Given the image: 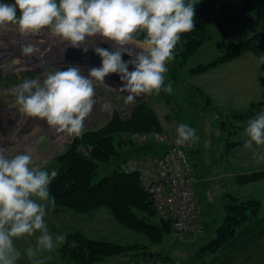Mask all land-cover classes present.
<instances>
[{"label":"clouds","instance_id":"9594fccd","mask_svg":"<svg viewBox=\"0 0 264 264\" xmlns=\"http://www.w3.org/2000/svg\"><path fill=\"white\" fill-rule=\"evenodd\" d=\"M195 5L192 0L0 2V26L15 25L25 36L48 30L69 47H83L87 52L91 46L101 59L100 66L91 67L87 75L78 65L70 64L45 71L42 82L25 79L11 90L20 112L44 120L56 133L82 137L85 121L96 104V84H105L111 74L119 76V91L128 94L126 104L141 95L172 93V83H166L167 64L174 59L181 35L196 28ZM97 38L113 47L97 46ZM21 50L25 56L39 51L33 44L23 45ZM125 55L130 57L127 61ZM101 108L108 110L110 105L105 102ZM243 135V147L254 159L264 161V109L246 122ZM199 139L189 124L177 126L174 143L178 147ZM92 150L90 144L77 147L85 157ZM5 151L0 147V264H17L22 253L15 241L37 233L35 246L26 248L24 255L32 264H43L39 257L44 252L51 253L67 242V234H52L44 219L48 205L55 203L49 186L59 171L35 165L31 148L12 157Z\"/></svg>","mask_w":264,"mask_h":264},{"label":"trees","instance_id":"16d2710c","mask_svg":"<svg viewBox=\"0 0 264 264\" xmlns=\"http://www.w3.org/2000/svg\"><path fill=\"white\" fill-rule=\"evenodd\" d=\"M193 3L196 4V28L181 35L174 59L167 64L166 83L171 82L173 88H182L184 102L202 108V97H205L210 109L220 112V108L212 105L209 95L202 88L182 84L184 69L188 74L197 75L246 52L254 51L264 42V31L225 45L224 53L208 63L187 67L190 57L202 46L209 24L216 22L223 28L227 22L248 21L255 6L252 4L254 0H201ZM142 38L141 36L139 39ZM16 83V79L9 77L0 81V86ZM165 94L161 91L158 96L163 98ZM164 100L167 104L172 102L167 97ZM262 109L264 101H259L252 103L244 111L228 112V115L236 117V121L240 122V130ZM176 128L165 130L155 109L149 105L146 98H142L134 102L130 116H124L121 111H114L106 124L85 129L82 137H76L64 152L41 168L49 172L52 169L59 171V175L49 186L50 196L55 198L54 205L58 207L56 210L66 208L77 214L91 216L93 211L105 208L121 225L143 233L149 240V244H121L91 238L79 230H74L67 234V242L59 246V259H66L72 264H93L110 257H130L119 264H146L152 261L177 264L168 250L148 249L149 245H160L172 233V219L157 212L149 191L142 185L139 172L125 171L122 168L123 163L131 159L160 155L164 150L163 146L155 141L145 144L136 142L131 138V133L171 131ZM240 143L242 141L233 142ZM81 144L93 146L89 157L77 151ZM192 146L186 148L187 154L193 150ZM100 167L105 174L100 180L94 181ZM193 176L195 177L194 172ZM262 179L264 166L237 175V182L243 185ZM196 181L195 178V194ZM228 195V201L223 205V220L219 225H215L214 217L209 218L210 208L203 206L197 198L202 209L200 220L204 232L198 236L196 256L191 255L183 264H230L237 251L248 243L264 238L262 201L255 198L242 200L230 193ZM73 241L76 242L75 247L71 246ZM204 256L210 257L206 259Z\"/></svg>","mask_w":264,"mask_h":264},{"label":"rangeland","instance_id":"374dc122","mask_svg":"<svg viewBox=\"0 0 264 264\" xmlns=\"http://www.w3.org/2000/svg\"><path fill=\"white\" fill-rule=\"evenodd\" d=\"M200 1L192 0V2ZM0 2L14 3V0H0ZM248 24L250 25L249 28L247 27ZM262 30L264 31V0H257V4L251 10V17L248 21L227 22L223 28L216 22L209 24L202 46L196 54L190 57L187 67L208 63L224 53L225 45L249 38ZM102 42L105 41L97 38L96 45L100 46ZM183 75L182 84L199 86L210 97V93L206 91L207 86L210 85L207 73L191 75L184 69ZM103 86L95 88V97H98V91L100 90L99 95L101 98L97 110L101 113L92 123L86 125L85 129L106 124L114 111H121L124 116L132 114L134 103L126 104L124 102L125 96L115 87L105 85L106 88H103ZM208 88L209 92H211L214 86ZM166 97L172 101L170 104H167L164 100ZM142 98H146L149 105L157 110L164 128L173 129L180 123H187L196 129V134L200 139L193 143V150L188 155L195 178L197 179L198 177L200 179L199 182H197L198 179L196 181L199 202L203 206L210 208L209 218H215V225H219L223 220V205L228 201L229 193L240 197L242 200L250 198L261 200L264 213V179L244 185L237 182L238 174L257 170L264 166V161L254 159L252 153L243 147L246 137L243 135V129L239 130L238 125H240V122L236 121V117L228 115V112L246 110L249 107L248 104L224 103V109H219L220 112H218L210 109L206 98L202 97L203 107L198 108L183 101L182 88L180 87L173 88L172 93H166L163 98L155 94L143 95ZM260 101H264V98L260 99ZM105 102L110 105L108 110H102L101 108V105ZM213 103L217 105L214 101ZM224 121H227V123L223 124ZM47 141L48 136L46 135V138L40 144L41 147L47 145ZM236 141H242V144H233ZM1 145H3L2 142H0V147ZM8 156L12 157L10 154ZM104 174L102 167H100V172L94 181L100 180ZM56 208L58 207L49 204L47 215L44 218L49 231L54 235L68 234L74 230H79L95 239H106L121 244H149L148 238L143 233L121 225L105 208L93 211L91 216L77 214L66 208L57 210ZM71 212L74 218L71 217ZM38 235L39 233L32 237L25 236L15 241L17 248L22 253L17 264H32V261L24 255V251L28 247L35 246ZM243 239L246 240V237ZM198 241V236L182 239L176 237L174 231H172L160 245H149L148 249L152 251L168 250L177 264H183L191 255L196 256ZM59 255L58 246L51 253L44 252L39 259L43 261V264H72L66 259H59ZM209 257L204 256L206 259ZM129 258L121 257L118 259L117 257H110L93 264H119L124 263ZM230 264H264V238L248 243L246 247L237 251Z\"/></svg>","mask_w":264,"mask_h":264},{"label":"built area","instance_id":"2783aa9c","mask_svg":"<svg viewBox=\"0 0 264 264\" xmlns=\"http://www.w3.org/2000/svg\"><path fill=\"white\" fill-rule=\"evenodd\" d=\"M35 45L39 51L32 56L22 54V46ZM66 43L53 36L48 30L36 35H22L15 25L0 26V81L14 78L17 83L0 86V142L5 154L14 156L33 149L34 164L40 168L64 152L76 137L56 133L44 120L28 117L20 112L11 90L25 79H44V73L52 69H64L70 64L78 65L87 75L89 64L66 60ZM98 83L96 84L97 88ZM94 97L96 104L85 126L92 123L100 113L98 104L101 96ZM111 118V115L109 119ZM108 119V120H109ZM157 133L158 135H153ZM48 136L47 145L41 142ZM131 138L145 144L155 141L163 146L160 155H145L123 163L125 171H138L143 187L149 191L157 212L173 221L176 237L190 239L204 232L200 220L201 207L194 191L195 177L186 148L193 142L178 147L176 129L171 131H135ZM5 146V147H4ZM133 264V263H130ZM146 264H164L160 261Z\"/></svg>","mask_w":264,"mask_h":264},{"label":"crops","instance_id":"0c3cea01","mask_svg":"<svg viewBox=\"0 0 264 264\" xmlns=\"http://www.w3.org/2000/svg\"><path fill=\"white\" fill-rule=\"evenodd\" d=\"M252 4L256 5L257 0H254ZM247 27L249 28L250 25L248 24ZM204 73L208 74L210 84L206 91L210 93L211 101L213 100L217 105L213 101L212 104L220 109L225 107L224 103H243L250 106L254 102H259L264 98V42L256 50L246 52L200 74ZM213 86L214 88L209 92L208 87ZM155 111L157 112L156 109ZM164 129L169 130L170 128ZM197 179L199 182L200 179L198 177ZM195 190L198 198L196 184ZM71 217L74 218L72 212Z\"/></svg>","mask_w":264,"mask_h":264},{"label":"water","instance_id":"95a60500","mask_svg":"<svg viewBox=\"0 0 264 264\" xmlns=\"http://www.w3.org/2000/svg\"><path fill=\"white\" fill-rule=\"evenodd\" d=\"M100 47L111 49L113 46L110 43L102 42L100 44ZM65 57L66 60L69 62L89 64L92 67H99L101 64L100 57L94 53L92 47H89V50L87 52H84L83 47L72 48L67 46L65 50ZM129 58L130 57H128L127 55L123 57L125 61H127ZM130 70H132L131 66H130ZM105 84L115 87L118 91H119V87H121V81L119 79V76L116 74H111L108 77H106ZM120 93L124 94L125 96L128 95L127 93H123V92ZM142 97L143 95L137 97L136 101L140 100Z\"/></svg>","mask_w":264,"mask_h":264}]
</instances>
